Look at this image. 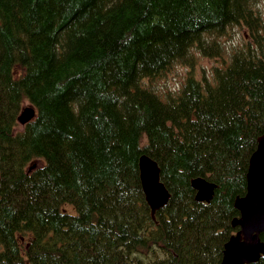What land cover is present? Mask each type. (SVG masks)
Wrapping results in <instances>:
<instances>
[{"label": "trees", "instance_id": "1", "mask_svg": "<svg viewBox=\"0 0 264 264\" xmlns=\"http://www.w3.org/2000/svg\"><path fill=\"white\" fill-rule=\"evenodd\" d=\"M262 4L0 0V264H221L264 136ZM144 155L171 194L155 218Z\"/></svg>", "mask_w": 264, "mask_h": 264}, {"label": "water", "instance_id": "2", "mask_svg": "<svg viewBox=\"0 0 264 264\" xmlns=\"http://www.w3.org/2000/svg\"><path fill=\"white\" fill-rule=\"evenodd\" d=\"M35 116V109L28 106L20 114L18 122L26 125ZM258 143V148L250 161L247 194L236 200V209L240 212V218L234 222V225H238L241 230L226 244L221 264H255L264 256V242L260 238L264 233V168L254 164V161L256 163L264 161V137L260 138ZM140 163L143 186L145 176L152 172L158 188L156 193L151 194L144 187L147 202L154 216L159 209L168 204L170 194L160 181L158 163L148 156H143ZM193 187L199 190L196 196L198 201L209 202L212 199L214 184L199 178L193 181Z\"/></svg>", "mask_w": 264, "mask_h": 264}, {"label": "rangeland", "instance_id": "3", "mask_svg": "<svg viewBox=\"0 0 264 264\" xmlns=\"http://www.w3.org/2000/svg\"><path fill=\"white\" fill-rule=\"evenodd\" d=\"M261 11L264 14V4L261 5ZM248 40V31L245 29H241V28H237L235 29L232 33L230 38L227 39L228 41V47H232L233 44H236V48H243L245 42ZM235 48H232V50ZM230 54H226V58L229 57ZM221 62L216 61V60H209L206 58H200L198 60V70H197V74L200 76L202 74L205 75V68L209 67V68H214V67H218L217 65H220ZM203 68V69H202ZM187 72H185V68L184 67H180L177 68L176 70H174V72L172 74H170L169 78H167L165 81L166 87H170L173 88L175 86H177L178 84H180L181 80L185 79ZM162 88V84L156 83V91L160 90L161 91ZM29 106L28 101L26 103H24L23 107H27ZM30 107V106H29ZM71 211V210H70Z\"/></svg>", "mask_w": 264, "mask_h": 264}, {"label": "bare ground", "instance_id": "4", "mask_svg": "<svg viewBox=\"0 0 264 264\" xmlns=\"http://www.w3.org/2000/svg\"><path fill=\"white\" fill-rule=\"evenodd\" d=\"M204 58V57H203ZM255 165H259L257 167H263L264 168V161L262 163H256L254 161ZM151 167V166H150ZM260 170V169H259ZM146 171V170H145ZM153 171V170H152ZM261 171V170H260ZM260 175V174H259ZM196 179V178H195ZM144 187H146V189L149 191V193L154 194L156 193L157 185L155 184V181L153 179V174L152 172H149V174L147 176H145L144 178ZM145 195V194H144Z\"/></svg>", "mask_w": 264, "mask_h": 264}]
</instances>
